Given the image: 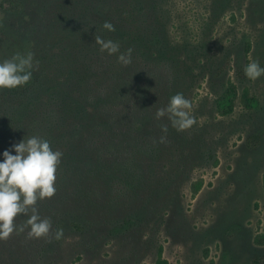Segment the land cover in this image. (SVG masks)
Segmentation results:
<instances>
[{"label":"rangeland","instance_id":"rangeland-1","mask_svg":"<svg viewBox=\"0 0 264 264\" xmlns=\"http://www.w3.org/2000/svg\"><path fill=\"white\" fill-rule=\"evenodd\" d=\"M13 4L0 7V61L52 55L33 74L53 76L66 56L86 75L78 97L109 120L88 144L94 162L76 166L83 175L56 173L55 194L38 201L50 235L8 238L13 264H264V76L244 71L252 60L264 67V0ZM106 21L134 33L120 45L133 50L130 64L95 43H120ZM232 86L234 109L221 115ZM176 93L195 121L182 131L156 118ZM42 119L31 136L51 130Z\"/></svg>","mask_w":264,"mask_h":264},{"label":"trees","instance_id":"trees-1","mask_svg":"<svg viewBox=\"0 0 264 264\" xmlns=\"http://www.w3.org/2000/svg\"><path fill=\"white\" fill-rule=\"evenodd\" d=\"M13 1L4 0L0 7L6 11L13 10ZM111 33L116 35L119 44L125 48L130 46L125 41L135 43L136 37L131 31L119 30L116 26ZM49 56L35 60L37 65L50 64L53 56ZM59 67L60 72L56 75L47 73L34 77L33 74L32 79L21 87L0 89V160L3 159V151L19 143L25 136H31L30 130L36 128L39 125L37 121L43 118L41 123L50 120L53 124L42 138L47 139L54 150L63 153L56 173L67 175L70 171H75V175L81 177L84 172H80L76 166L90 167L94 162L88 144L93 138L102 135L109 120L97 107L78 97L86 75L78 70L77 64L64 56ZM120 93L121 90L119 97ZM235 98L236 89L232 86L218 98V112L229 115L234 109ZM2 241L0 264H13L9 253L13 252L11 245H17V242L9 239Z\"/></svg>","mask_w":264,"mask_h":264},{"label":"clouds","instance_id":"clouds-1","mask_svg":"<svg viewBox=\"0 0 264 264\" xmlns=\"http://www.w3.org/2000/svg\"><path fill=\"white\" fill-rule=\"evenodd\" d=\"M103 29L114 31L110 22L103 24ZM101 52L108 55L117 54L123 65L132 62V49L120 51V44L113 40L95 37ZM38 62L32 52H17L10 58L0 61V89H14L27 84L36 69ZM250 80L264 76V67L259 61L252 60L244 68ZM191 101L182 93L173 95L169 103L156 112V118L165 116L177 130H185L194 124L191 116ZM167 132V126L163 127ZM164 137L161 142H164ZM13 150L15 154H13ZM63 153L54 150L47 139L39 136H26L19 142L3 151L0 160V240L8 239L14 232L21 233L28 229L29 238L48 237L52 230L50 218H42L37 203L51 198L56 191L55 181L57 167ZM19 215L27 217L23 224H16ZM62 230H57L55 239H61Z\"/></svg>","mask_w":264,"mask_h":264}]
</instances>
